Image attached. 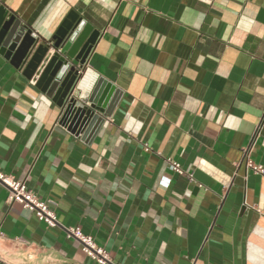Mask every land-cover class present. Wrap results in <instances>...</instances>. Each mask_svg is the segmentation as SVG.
I'll use <instances>...</instances> for the list:
<instances>
[{
	"label": "crops",
	"instance_id": "0c3cea01",
	"mask_svg": "<svg viewBox=\"0 0 264 264\" xmlns=\"http://www.w3.org/2000/svg\"><path fill=\"white\" fill-rule=\"evenodd\" d=\"M70 12L96 36L72 95L120 91L90 138L37 86ZM10 19L36 37L19 66L0 52V172L57 224L0 181V264H99L67 228L106 264H264V176L242 160L264 167V0H0Z\"/></svg>",
	"mask_w": 264,
	"mask_h": 264
},
{
	"label": "water",
	"instance_id": "95a60500",
	"mask_svg": "<svg viewBox=\"0 0 264 264\" xmlns=\"http://www.w3.org/2000/svg\"><path fill=\"white\" fill-rule=\"evenodd\" d=\"M89 28L75 13H68L53 35L55 51L46 60L37 80V86L60 107L59 123L84 138L96 133L120 95L118 89L103 79L97 81L84 101L72 95L96 39ZM5 33L0 52L19 66L32 51L35 35L18 20L11 22V19L2 25L0 36ZM33 59L31 68L41 58Z\"/></svg>",
	"mask_w": 264,
	"mask_h": 264
},
{
	"label": "built area",
	"instance_id": "2783aa9c",
	"mask_svg": "<svg viewBox=\"0 0 264 264\" xmlns=\"http://www.w3.org/2000/svg\"><path fill=\"white\" fill-rule=\"evenodd\" d=\"M242 160L246 169L264 176V167L261 164L254 163L247 157V155H244ZM170 164L174 171L183 173L178 163L170 160ZM0 181L7 189L6 202L20 203L23 207L32 210L35 215L47 225L54 226L57 224L54 212L50 209L48 203L39 199L37 195L27 187L25 179H16L11 175L0 172ZM67 235L77 238L80 242L81 249L99 264H106L109 261V257L105 249L96 245L91 236L82 234L78 228H67Z\"/></svg>",
	"mask_w": 264,
	"mask_h": 264
}]
</instances>
